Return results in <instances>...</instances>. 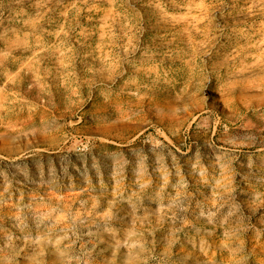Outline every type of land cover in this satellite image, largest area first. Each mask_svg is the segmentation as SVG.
Listing matches in <instances>:
<instances>
[{
    "label": "rangeland",
    "instance_id": "1",
    "mask_svg": "<svg viewBox=\"0 0 264 264\" xmlns=\"http://www.w3.org/2000/svg\"><path fill=\"white\" fill-rule=\"evenodd\" d=\"M0 264H264V0H0Z\"/></svg>",
    "mask_w": 264,
    "mask_h": 264
}]
</instances>
